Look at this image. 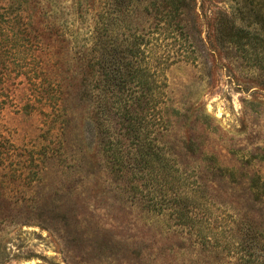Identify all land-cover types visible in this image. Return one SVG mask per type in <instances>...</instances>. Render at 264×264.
I'll list each match as a JSON object with an SVG mask.
<instances>
[{"label": "rangeland", "instance_id": "374dc122", "mask_svg": "<svg viewBox=\"0 0 264 264\" xmlns=\"http://www.w3.org/2000/svg\"><path fill=\"white\" fill-rule=\"evenodd\" d=\"M98 1L0 0V264H264V254L249 258L231 239L224 207L212 205L206 239L176 231L133 207L130 193L119 194L121 180L86 165L82 145L72 143L77 120L61 134L52 102L69 108ZM195 5L198 19L187 24L204 42L219 10L264 37V0ZM215 54L166 71L179 114L165 142L191 181L206 163L264 177V162L245 164L264 155L263 72L233 50Z\"/></svg>", "mask_w": 264, "mask_h": 264}, {"label": "trees", "instance_id": "16d2710c", "mask_svg": "<svg viewBox=\"0 0 264 264\" xmlns=\"http://www.w3.org/2000/svg\"><path fill=\"white\" fill-rule=\"evenodd\" d=\"M195 6V0H99L79 53L75 94L65 102L69 108L53 95L45 101L55 100L52 115L62 121L61 134L72 121L79 122L72 126V143L82 145L87 166H101L121 180L119 194L130 193L133 207L168 220L176 231L206 239L202 226L218 204L231 213V239L251 258L264 254V177L206 163L195 166L200 176L188 179L165 142L169 118L179 114L170 104L165 73L177 63L214 57L219 47L262 71L264 88V37L219 10L204 42L188 28L187 18L198 19ZM253 161L264 162V155L253 154L245 164ZM73 163L77 167L78 160Z\"/></svg>", "mask_w": 264, "mask_h": 264}]
</instances>
